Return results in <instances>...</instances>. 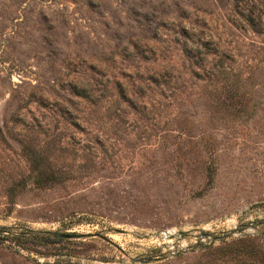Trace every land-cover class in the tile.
I'll return each instance as SVG.
<instances>
[{"label":"rangeland","instance_id":"rangeland-1","mask_svg":"<svg viewBox=\"0 0 264 264\" xmlns=\"http://www.w3.org/2000/svg\"><path fill=\"white\" fill-rule=\"evenodd\" d=\"M0 264H264V0H0Z\"/></svg>","mask_w":264,"mask_h":264},{"label":"water","instance_id":"water-1","mask_svg":"<svg viewBox=\"0 0 264 264\" xmlns=\"http://www.w3.org/2000/svg\"><path fill=\"white\" fill-rule=\"evenodd\" d=\"M87 235H77V234H59L58 238L59 239H64V240H69V239H79V238H84Z\"/></svg>","mask_w":264,"mask_h":264}]
</instances>
